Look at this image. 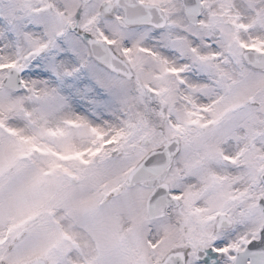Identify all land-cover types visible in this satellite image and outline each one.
I'll list each match as a JSON object with an SVG mask.
<instances>
[{"label": "snow or ice", "instance_id": "6c2138e0", "mask_svg": "<svg viewBox=\"0 0 264 264\" xmlns=\"http://www.w3.org/2000/svg\"><path fill=\"white\" fill-rule=\"evenodd\" d=\"M0 264H264V0H0Z\"/></svg>", "mask_w": 264, "mask_h": 264}]
</instances>
